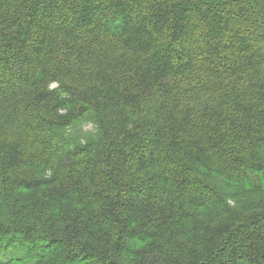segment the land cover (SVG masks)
I'll list each match as a JSON object with an SVG mask.
<instances>
[{"label":"trees","instance_id":"16d2710c","mask_svg":"<svg viewBox=\"0 0 264 264\" xmlns=\"http://www.w3.org/2000/svg\"><path fill=\"white\" fill-rule=\"evenodd\" d=\"M0 264H264V0H0Z\"/></svg>","mask_w":264,"mask_h":264},{"label":"rangeland","instance_id":"374dc122","mask_svg":"<svg viewBox=\"0 0 264 264\" xmlns=\"http://www.w3.org/2000/svg\"><path fill=\"white\" fill-rule=\"evenodd\" d=\"M90 128H91V126H89V125L88 126H85V129H90Z\"/></svg>","mask_w":264,"mask_h":264}]
</instances>
